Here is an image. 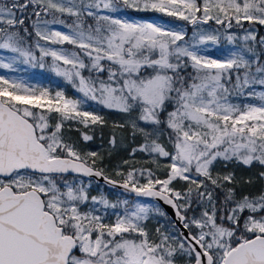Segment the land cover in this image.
I'll use <instances>...</instances> for the list:
<instances>
[{
    "label": "snow or ice",
    "instance_id": "1",
    "mask_svg": "<svg viewBox=\"0 0 264 264\" xmlns=\"http://www.w3.org/2000/svg\"><path fill=\"white\" fill-rule=\"evenodd\" d=\"M30 7L31 30L25 26ZM124 9L187 21L197 29L194 42H185L182 29L124 18ZM209 21L228 33L229 43L242 39L244 46L224 59L201 53L198 45L220 39L217 32L200 30ZM245 22L264 25V0H0V53L13 54L0 55V69L15 71L17 62L43 68L51 57L52 71L82 94L77 99L62 91L37 94L30 85L0 75V264H176L184 256L188 264H264V191L238 195L227 187L218 208L209 188L235 181L233 173L213 176L221 162L258 166L257 179L264 181V64L259 57L253 63L251 27L243 37L231 33ZM52 24L69 30L50 29ZM33 35L38 56L30 43ZM259 43L264 45V38ZM64 44L76 50L49 46ZM232 96L242 102L233 103ZM88 101L129 115L133 129L146 138L133 153L157 158L158 167L159 158H166L164 179L151 169L139 172L145 183L135 170L118 172L120 187L171 205L186 234L157 228L156 238H150L143 222L151 209L142 203L129 206L127 200L124 212L105 223L95 205L104 210L120 205L89 198L82 183L67 179L70 173L103 175L93 167L95 159L89 165L62 136L65 121L85 128L103 123L83 110ZM53 112L59 117L54 125L48 115ZM148 126L166 130L171 148L145 132ZM174 181L186 182L187 189L177 190ZM193 192L211 210L206 206L199 217L189 218ZM89 199L93 207L84 212L81 205Z\"/></svg>",
    "mask_w": 264,
    "mask_h": 264
},
{
    "label": "rangeland",
    "instance_id": "2",
    "mask_svg": "<svg viewBox=\"0 0 264 264\" xmlns=\"http://www.w3.org/2000/svg\"><path fill=\"white\" fill-rule=\"evenodd\" d=\"M124 18H131L134 20H140L139 18H137L135 16H130L129 14ZM42 19H48V18L42 17ZM144 20H152L156 23L161 24L162 27L174 28V29L179 28L185 32L184 26L182 25V23H179V22L170 23V22H167V21L159 19V18H146V19H142L140 21H144ZM49 28L54 29V30H60L63 32H67L69 30L67 27H65L63 25H59V24L49 25ZM203 31L209 32L207 30H203ZM217 34L220 35V33H217ZM243 35H242V37H243ZM40 43L44 44L45 42L40 41ZM49 46L54 47V48L63 47L65 50H67L69 52L72 51L70 48V45H68V44H64L62 46H60V45H49ZM240 48L241 47L236 45L235 43H229L225 37L220 38L219 41L215 44L207 43L204 45H198V50L201 53L207 55L209 58H220V59L227 58V56L231 53V51L233 49L239 50ZM0 55H3L5 57H10L13 54H11V53H0ZM38 55L39 54H37V56ZM253 61H254V59H253ZM51 65H52L51 57L48 58V62L44 63L43 68H40L38 65L36 67H33L32 64H24L22 62H17L14 65L15 71L8 70V69H0V75H3L10 80L14 79V80L22 81L26 86L30 85L31 90L37 91V94H39L40 90H48L50 92V94L54 96L57 91H62V92H64L65 96L67 95L66 96L67 98H70V99L82 98V94L79 93L73 87V85L70 82L66 81L61 76H57L55 74V72L52 71ZM67 89L70 90V92ZM257 90L259 91V89H257ZM242 99L243 98H237L235 96L231 97V100L233 103H240V102H242ZM248 102H258V101H248ZM83 110L92 111L96 115H99L101 118H106L109 120L108 129H109L110 133H109L108 137L106 138L105 145L102 148H100V150L102 151L103 148L105 147L104 153L107 156L111 155V152L119 150L121 148H124L128 145L125 138H124V135L121 131V126L123 124H127L130 128L133 129L132 119L129 117L128 114L122 113V112H119L116 110H109L107 108H103L102 106L97 105L95 102H92V101H88L85 105H83ZM46 114H48V113H46ZM50 114H48V115H50ZM52 119H53V115H50V120H49L50 124H52V122H51ZM141 126H143V125L141 124ZM133 131L136 133H139L140 136L143 137L145 139V142H146V138H145L144 133L140 132L138 129H133ZM145 132L152 134L153 138H156L166 148L170 149V145H168V143L166 141L164 142V140H163V130L162 129L157 130L154 126H148L145 128ZM62 136H63L64 140L67 141V140L71 139L73 135L71 134L68 127L63 126ZM113 138L115 140L114 143L112 142ZM145 142H143V144ZM83 143H85V140L82 143L74 142L75 149L78 151V147L80 145H83ZM138 152H141L140 158H138V157L134 158L133 157L132 159H129L128 161H121V162L117 163L112 174L118 176L117 173L120 172L122 165L127 164L131 168L137 167L138 161L141 160L142 164L143 163H149L150 164L149 168L142 165L143 166L142 169H153V171H155V172L157 171V174L164 173L166 176L165 166L168 163L166 158H159V167H158L157 164L154 162V160L157 158L149 155L148 153H145V152H142L139 150H138ZM89 153H91V152L89 150H87L86 154L88 155ZM220 165H221V163H217L214 166L213 172H212L213 176H216V175L223 176V175H226L228 173H231L226 168H222ZM69 181H75L77 183V185L82 183L88 192L89 198H91V196H97L98 198L103 197L106 200H108L110 204H119L120 205V207H118L117 209L108 208L107 210H104L102 205H99V204L95 205V207L100 210L99 214L104 217L105 223H112L116 218L115 213H117V212L123 213L124 212V205L122 202L127 200L129 203V206L134 205L135 203H142L151 209L148 220L143 222L146 225V230L149 233H153V234H151V238L154 239V237L156 236V229L157 228H159L161 230V232H164L166 234H168V233H175L176 234V231L173 229V227L170 226L169 224H166L165 220H163L162 224H156V222H158V216H157V213L154 209L155 203L152 200L143 199V198H134V199L129 200L127 197L119 198V195L117 194L118 192H115V191L113 192L110 190L105 191L101 186H97L91 181H83L80 178H73V179H70ZM118 199H120V200H118ZM206 206H207V204L205 203L204 209ZM92 207L93 206L91 204V200L89 199V202L87 204L81 205V210L84 212H87ZM204 209H203V211H204ZM193 215L194 214H192L190 216V218ZM178 258H180V257H178ZM183 259H184L185 263L188 264L187 256H184Z\"/></svg>",
    "mask_w": 264,
    "mask_h": 264
},
{
    "label": "trees",
    "instance_id": "3",
    "mask_svg": "<svg viewBox=\"0 0 264 264\" xmlns=\"http://www.w3.org/2000/svg\"><path fill=\"white\" fill-rule=\"evenodd\" d=\"M32 12H33V9L30 7L29 9H27V11L25 13V17H26V25L25 26L29 27L30 30H31V25H32L33 21L35 20V17H33L31 15ZM124 12H126L130 16H135V17L139 18L140 20L146 19V18H159V19L165 20V21L170 22V23H175V22L182 23V25L185 28V42L189 43V44L194 42L193 41V34L197 29L192 24L188 23L187 21L180 20L177 17L167 16L164 13H158V12H150V11L149 12H134L132 9H124ZM57 15L59 17V14H57ZM47 18L49 20L52 19L51 16H48ZM59 18L65 19L67 24L72 23V19H69L67 16L59 17ZM199 27H200V30H207L209 32L220 33V38H222V37L226 38V35L228 34L219 25H216L214 21H209L208 24H203V25H200ZM250 27L253 29V32L256 36L255 42L252 43V47L254 50V56H253L254 61H253V63H255V58L259 57L260 63L264 64V45H261L259 43L260 39L264 38V25H249L247 22H245L243 25V29L234 27L233 29H231V33L235 34L238 37H242V35L245 34V30L249 29ZM35 41H36V37L33 35L30 43L33 45L34 53L39 54L38 50L35 49V47H34ZM234 43L240 47L244 46V41L242 39L237 40ZM70 48L72 51L76 50L74 46L70 45ZM48 58H45V62H48ZM187 72H188V74H192L193 70L189 67L187 69ZM84 75L88 76L89 73L85 71ZM93 75H95V74H93ZM68 91L70 92V90H68ZM50 115H53V119L51 121L52 125H53V124H55V122H57L59 117H58V114H56L54 112L51 113ZM165 115H166V113H165ZM162 119H163V117H162ZM102 120H103V123H97L95 125L90 124V126L87 128H85L82 124L78 123L77 121H71V120L65 121L64 126L68 127L71 134L73 135L72 138L67 140L66 142L74 145V142H76V143L77 142L78 143L84 142L82 134H87L88 136H90L91 137L90 140L85 141V143H83V145H80L78 147V152L80 153V155L87 160L89 165H92V161H93V159H95V164L93 165V167L95 169L102 171L108 177H111L113 179H116L118 181L123 182L122 176H120V175L116 176V175L112 174L116 164L121 162V161H128L129 159H132L133 157L134 158L135 157L140 158L141 152H138V150H137V151H135V153H133V150L139 149V146L142 145L143 142H145V139L143 137H141L139 133L134 132L133 129L130 128L127 124H123L121 126V131H122L124 138H125L128 145L124 148H121L119 150L111 152V155L107 156L104 153L105 147L103 148L102 151L100 150V148H102L105 145L106 138L108 137V135L110 133L109 129H108L109 120L106 118H102ZM161 129L163 130L164 142L166 141L168 143V145H170V148H171V143L168 139V132L166 130H164L163 128H161ZM87 150H89L91 153L95 152L96 156L91 157V156L87 155L86 154ZM142 165L146 166L148 168L150 167L149 163H143L142 164L141 160H139L137 167L131 168L127 164L122 165L120 172H122L126 175L129 171L135 170V174H136L139 182L145 183L146 180L139 176V172H140V170H142V167H143ZM220 166L222 168H226L228 171L233 173L235 176V181L233 182V184L226 185L224 188L213 189L212 186L209 185V188L213 191V200L217 203L218 208H221V206L224 205L225 192H226L227 187L234 188L238 195L239 194H249V193L252 195H258L261 191H264V181H260L257 179L258 173L260 171L258 166L254 165L252 167H245L243 165H237L234 163L228 164L227 166H225L222 162H221ZM151 170L153 171V169H151ZM153 172H155V171H153ZM155 173L157 176H159V178H161V179L165 178L164 173L157 174V171ZM67 179L70 180V179H73V177L67 176ZM248 179L252 180L251 184L245 183V181ZM173 187L176 188L177 190L184 191L187 189L188 185L184 181H174ZM104 190L109 191V189L106 187H104ZM115 192H117V191H115ZM117 194L119 195V198L127 197L129 200L135 198V197H131V196H126V195L121 194V193H117ZM118 200H120V199H118ZM192 201H193L192 206L188 210L187 215L189 218L192 214L199 217L200 214L202 213L203 209H204V204L206 202L200 203L199 201H197L195 192H193ZM154 209H155L157 216H158V222H156V224H162L163 220H165L166 224H169L170 226H172L173 229L176 231V234H179L178 230L173 226V222L168 218V216L164 213V211L161 209V207L158 204L155 203ZM157 209H159V212H163L164 215H159L158 214L159 212L157 211ZM208 209L210 211L211 207L208 206ZM219 215H223V210L220 211ZM219 215L217 217L218 223L221 222L219 219ZM223 223L225 224V226H228V222L226 220L223 221ZM242 225H243V221H241V227H242ZM194 231H195V229H194ZM149 234H150V238H151V234H153V233H149ZM154 238H156V236ZM176 264H186V263H185L183 258H178L176 260Z\"/></svg>",
    "mask_w": 264,
    "mask_h": 264
},
{
    "label": "water",
    "instance_id": "4",
    "mask_svg": "<svg viewBox=\"0 0 264 264\" xmlns=\"http://www.w3.org/2000/svg\"><path fill=\"white\" fill-rule=\"evenodd\" d=\"M96 170H98V169H96ZM69 175H76V176H80V177L85 178V179H90L95 184L103 185V186H105L108 189L115 190V191H117L119 193H122V194H124L126 196H131V197H135V198H143V199L152 200V201H154L155 203H157L161 207V209L164 211V213L173 222L174 227L177 228V230H178L179 233L180 232H184L185 234L187 233V230L186 229H183L182 224L177 220L175 209H173L171 207V205L166 204L163 200H161L159 198L137 196L136 193H133V192H130V191H126L124 188L120 187V184L123 183L122 181H118L116 179H113L111 177H108L104 173H103L102 176H95V175H93V176H83V175L75 174V173H70ZM105 177H107L108 179L113 180V181H118L119 183H117L115 185L109 184L105 180ZM193 264H194V262H193Z\"/></svg>",
    "mask_w": 264,
    "mask_h": 264
},
{
    "label": "flooded vegetation",
    "instance_id": "5",
    "mask_svg": "<svg viewBox=\"0 0 264 264\" xmlns=\"http://www.w3.org/2000/svg\"><path fill=\"white\" fill-rule=\"evenodd\" d=\"M54 125V124H53ZM67 176H71V177H73V178H80V179H82L83 181H91V182H93L92 180H90V179H85V178H82V177H80V176H76V175H67ZM85 179V180H84ZM94 183V182H93ZM97 186H101L103 189H104V187L105 186H103V185H99V184H96ZM110 191H113L114 192V190H111V189H109ZM106 191V190H105Z\"/></svg>",
    "mask_w": 264,
    "mask_h": 264
}]
</instances>
